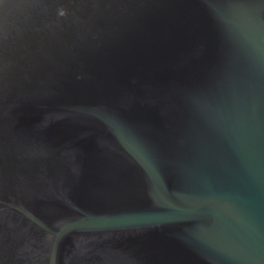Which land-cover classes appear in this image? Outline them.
Instances as JSON below:
<instances>
[{
	"label": "water",
	"instance_id": "95a60500",
	"mask_svg": "<svg viewBox=\"0 0 264 264\" xmlns=\"http://www.w3.org/2000/svg\"><path fill=\"white\" fill-rule=\"evenodd\" d=\"M0 264H264V0H0Z\"/></svg>",
	"mask_w": 264,
	"mask_h": 264
}]
</instances>
